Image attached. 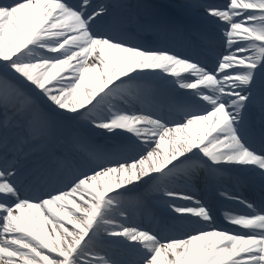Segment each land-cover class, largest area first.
Returning a JSON list of instances; mask_svg holds the SVG:
<instances>
[{"label": "snow or ice", "instance_id": "6c2138e0", "mask_svg": "<svg viewBox=\"0 0 264 264\" xmlns=\"http://www.w3.org/2000/svg\"><path fill=\"white\" fill-rule=\"evenodd\" d=\"M128 7L0 0V264H264V201L219 189L245 211L224 210L228 227L218 228L183 190L235 170L264 191V90L259 147L247 119L264 76V0L201 6L219 25L214 60L135 43ZM155 15L162 35L180 29ZM81 124L118 144H89L74 130ZM37 152L47 162L24 167ZM73 154L84 170L52 187ZM153 193L172 221L199 227L162 238L127 223V205Z\"/></svg>", "mask_w": 264, "mask_h": 264}, {"label": "bare ground", "instance_id": "6f19581e", "mask_svg": "<svg viewBox=\"0 0 264 264\" xmlns=\"http://www.w3.org/2000/svg\"><path fill=\"white\" fill-rule=\"evenodd\" d=\"M172 1H176V0H172ZM204 2L206 4H220V5L223 4V3H220L221 0H215V1L204 0ZM93 3L94 4L111 5L112 2L110 0H93ZM177 4H181V3L177 2ZM182 10L187 15H189L190 17H192L195 20H197L198 18H202L203 17V15L201 14L202 11H199L200 9L199 10L194 9L193 6H191V8H183ZM153 16H154V14H153ZM155 23H156V16H155V19L153 21V24H152V21L149 23L151 26H148L149 24L146 25V24H141V23H137V25H138V27L150 30L151 33H154V35L158 38L159 41H164V35H162L157 30H155V28H154ZM216 26H217L216 23L211 22V23L208 24V26L206 28L208 30H210L214 35L219 36V34H217L215 32V30H214L216 28ZM217 30L219 32V28ZM198 41H200V45H201L200 47H198V49L199 48L203 49V46L204 45L206 46V50H200V52L204 51V53L208 54L210 60H214L216 53L219 52V51L213 49V47L211 48L210 46H207L208 43L202 41L201 38H198L196 40L197 43H199ZM261 80H264V76H262L260 74H257L256 83L261 81ZM77 128H78V132L86 139V141L89 144L97 146V147L100 148V144H99V141H100L99 139L100 138H99V136L104 135L103 133L99 132V130H95V131L89 130L88 126L86 124H81V125L77 126ZM114 140H115V138L110 137L108 139H105L104 141L105 142L109 141L108 143L110 144V143L114 142ZM46 157H47V153L37 152V153L31 154L27 159L23 160L22 164L26 168H32L37 163H42L41 162L42 160H46ZM68 163L71 165L70 169L66 173H64V175H62L60 179L55 181L53 183L52 187H55V188L62 187L63 184L67 182V179H70L72 176L79 174V171H81V170L83 171L84 170L83 168L79 167V164H76L74 161L69 160ZM247 177L250 178V176H248V175H247ZM199 188H200V185L198 183V185H196V186H194V187H192L190 189L185 188L183 190L191 191L192 194H194L195 196H197L200 199V197H199V195L197 193ZM48 190H51V189H48ZM180 203H186V202L185 201H180ZM127 206L131 209L130 214H129V218L130 217L134 218L137 215H139V211L135 210V206L136 205L134 203H129ZM166 208H167V206H166ZM69 227H71V226L69 225ZM183 235H184V233L180 234V236H178V237H181Z\"/></svg>", "mask_w": 264, "mask_h": 264}, {"label": "rangeland", "instance_id": "374dc122", "mask_svg": "<svg viewBox=\"0 0 264 264\" xmlns=\"http://www.w3.org/2000/svg\"><path fill=\"white\" fill-rule=\"evenodd\" d=\"M135 151H130V156L134 155L135 154ZM125 157H128V156H125Z\"/></svg>", "mask_w": 264, "mask_h": 264}]
</instances>
